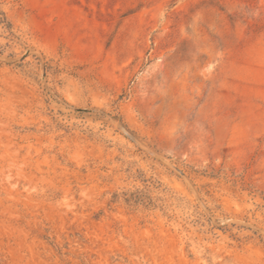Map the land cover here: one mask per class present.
Masks as SVG:
<instances>
[{
  "label": "rangeland",
  "instance_id": "374dc122",
  "mask_svg": "<svg viewBox=\"0 0 264 264\" xmlns=\"http://www.w3.org/2000/svg\"><path fill=\"white\" fill-rule=\"evenodd\" d=\"M0 264H264V0H0Z\"/></svg>",
  "mask_w": 264,
  "mask_h": 264
}]
</instances>
